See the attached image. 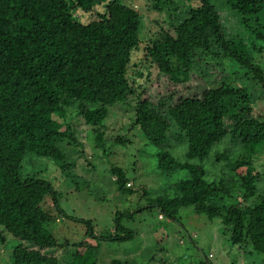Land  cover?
I'll return each instance as SVG.
<instances>
[{
  "label": "trees",
  "instance_id": "trees-1",
  "mask_svg": "<svg viewBox=\"0 0 264 264\" xmlns=\"http://www.w3.org/2000/svg\"><path fill=\"white\" fill-rule=\"evenodd\" d=\"M223 1L244 29L264 42V0ZM177 2L181 0L153 1L152 8L168 9L171 32L161 29L142 44L140 14L122 0H0V241L4 234L18 240L9 251L11 264H59L53 253L67 245L44 226L52 215L42 207L43 200H54L55 193L47 181L21 176L24 153L50 158L61 171H68L73 163L64 159L58 142L78 143L74 115L89 126L95 147L109 138L124 143L127 139L119 134L105 137L103 129L108 107L131 98L130 125L161 148L155 154V169L165 175L187 173L173 183L171 197L157 196L152 204L172 219L179 206H191L208 219L218 217L228 228L230 243H245L264 254V196L254 195L255 181L264 180V169L258 172L252 166L264 144V114L251 113L253 98L236 84L251 75L264 91V69L252 62L249 52L259 46L245 44L237 35L226 36L211 0H193V5L179 8ZM203 53L231 61V81L206 85L199 98H181L164 111L160 103L154 107L142 97L141 81L136 79L147 82L152 65L172 83H181ZM217 65L224 69L219 61ZM236 69L242 70L237 77L232 76ZM69 108H75L73 116L67 115ZM226 136L241 150L231 162L226 148L215 159L225 160L238 178L240 203L228 202L221 179L206 180L202 165L190 162L205 158ZM182 139L185 161L180 162L165 148ZM107 171L117 191L130 192L122 167L111 164ZM252 195L255 198L247 203ZM85 222L90 229V222ZM132 236L117 224L99 237ZM79 244L98 247L87 240ZM108 264L124 263L111 259Z\"/></svg>",
  "mask_w": 264,
  "mask_h": 264
},
{
  "label": "rangeland",
  "instance_id": "rangeland-1",
  "mask_svg": "<svg viewBox=\"0 0 264 264\" xmlns=\"http://www.w3.org/2000/svg\"><path fill=\"white\" fill-rule=\"evenodd\" d=\"M154 0H122L132 6L141 17L139 37L142 44L155 37L161 29L171 32L168 9L152 8ZM226 36L237 35L247 44L251 41L259 50L250 49L252 62L264 69V42L256 40L238 21V16L230 10L223 0H211ZM193 0H181L177 7L193 5ZM172 16V13H170ZM83 21L86 17L82 18ZM264 35V31H263ZM139 52V51H137ZM136 52V53H137ZM194 64L188 79L181 83H172L155 66L149 68L148 81L140 82L142 97L152 106L160 103L164 111L179 99L199 98L206 85L216 81L230 80L228 71L234 72V64L228 59H216L208 53ZM205 57V59H203ZM219 61L222 67L217 65ZM241 69L235 70L237 77ZM206 73V74H204ZM236 84L245 87L253 98L251 104L254 113L264 114V91L251 75L236 80ZM134 98L108 107L103 133L105 137L119 134L126 138L124 143L109 138L103 146H94L89 126L74 115L75 108H69L67 115H74L73 128L76 130L77 144L58 142V148L67 162L73 166L66 172L60 170L54 161L47 157L24 153L20 174H30L49 183L55 193L54 200L45 197L44 207L52 218L45 223L54 237L66 241L59 250L54 251L59 264H108L111 259H119L124 264H264V254L250 250L245 243L232 244L228 240V228L222 225L218 217L208 219L195 213L191 206H179L173 214L174 219L163 215L153 198L173 194V183L186 177L185 170H176L163 174L155 169V154L161 150L144 140L135 126L129 123ZM264 121V117H263ZM228 122H226L227 124ZM227 149L229 161H233L241 149L226 136L212 146L207 156L201 160L194 158L204 168L206 180L221 179L223 188L230 197L228 202L239 201L238 178L224 164L225 160H216L215 155ZM176 160L185 161L184 139L171 143L165 148ZM228 161V162H229ZM123 168L128 178L130 192L116 190L114 177L107 171L111 165ZM252 166L258 172L264 169V144L254 155ZM255 196H264V180L255 181ZM252 195L247 203L255 198ZM85 221L90 222V229ZM119 224L130 230L131 238L105 240L99 236L112 232ZM227 228V229H226ZM91 232V237L87 234ZM0 241V264H11L9 251L17 239L9 234ZM87 240L96 249L79 243ZM78 243V244H77ZM76 252V253H75ZM72 260V261H71Z\"/></svg>",
  "mask_w": 264,
  "mask_h": 264
}]
</instances>
